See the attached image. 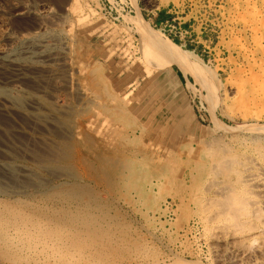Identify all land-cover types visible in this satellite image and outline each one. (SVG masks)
Instances as JSON below:
<instances>
[{"label": "rangeland", "instance_id": "rangeland-1", "mask_svg": "<svg viewBox=\"0 0 264 264\" xmlns=\"http://www.w3.org/2000/svg\"><path fill=\"white\" fill-rule=\"evenodd\" d=\"M146 32L192 52L197 80ZM0 100V192L39 188L84 238L66 256L0 249V264H211L190 200L218 157L263 164L264 1L0 0Z\"/></svg>", "mask_w": 264, "mask_h": 264}, {"label": "bare ground", "instance_id": "bare-ground-1", "mask_svg": "<svg viewBox=\"0 0 264 264\" xmlns=\"http://www.w3.org/2000/svg\"><path fill=\"white\" fill-rule=\"evenodd\" d=\"M264 1V0H263ZM238 2V1H237ZM248 6V5H246ZM245 6V7H246ZM253 6V5H252ZM236 9V8H235ZM259 10V9H258ZM243 11V10H242ZM246 11V10H245ZM252 11V10H251ZM237 13V12H236ZM247 13V12H246ZM245 13V14H246ZM244 14V13H243ZM253 15V14H252ZM247 19V18H246ZM252 19V18H251ZM253 20V19H252ZM262 22V21H261ZM243 30V29H242ZM150 33V45L158 53H167L169 58L173 59L178 66L179 70L186 75L194 77L193 67L187 65L186 59L182 56H190L192 52L183 51L182 56L176 53L175 46L169 42H159V39L154 38V34ZM145 34V37L147 36ZM152 34V36H151ZM263 38V37H262ZM169 43V44H168ZM253 43V42H252ZM149 44V43H148ZM249 44V43H248ZM260 44V43H259ZM154 45V46H153ZM24 47V46H23ZM148 49V48H147ZM179 49V48H178ZM244 49V48H243ZM51 50V49H50ZM163 51V52H161ZM23 52L30 53L32 49L26 47ZM152 52V51H151ZM154 52V51H153ZM23 54V53H22ZM57 54V52H56ZM55 54V55H56ZM52 56V55H51ZM50 56V57H51ZM10 57V56H9ZM252 57V56H251ZM54 59V58H53ZM10 62V61H9ZM49 63V62H48ZM164 63H166L164 61ZM2 64V63H1ZM4 71V70H3ZM11 75V74H10ZM25 80V79H24ZM25 85V84H24ZM260 85V84H259ZM259 87V86H257ZM84 92V91H83ZM263 94V93H262ZM6 98V97H5ZM5 100V99H4ZM1 101V100H0ZM19 101V100H18ZM2 103V102H1ZM40 106V105H39ZM38 106V107H39ZM9 109V108H8ZM2 110V109H1ZM34 115V114H32ZM55 118V117H54ZM4 121V120H3ZM2 124V123H1ZM13 132V130H12ZM62 132V131H61ZM35 140V139H34ZM257 140V139H256ZM25 141V140H24ZM27 141V140H26ZM25 141V142H26ZM245 141V140H244ZM253 141V140H252ZM254 142V141H253ZM20 143V142H19ZM21 144V143H20ZM37 145V144H36ZM42 145V144H41ZM24 146V145H23ZM222 146V145H221ZM246 146V145H245ZM244 146V147H245ZM251 146V145H250ZM256 146V144H255ZM34 147V146H33ZM39 147V146H38ZM37 148V147H36ZM40 148V147H39ZM47 148V147H45ZM208 148V147H207ZM214 148V147H212ZM210 148V150L212 149ZM248 148V146H247ZM256 148V147H255ZM218 149V148H217ZM226 149V146H225ZM32 150V149H31ZM58 150H60L58 148ZM65 150V149H64ZM221 150V149H220ZM229 150V149H228ZM245 150V149H244ZM256 150V149H254ZM30 151V149H29ZM41 153V150H39ZM44 151V150H43ZM42 151V152H43ZM223 151V150H222ZM225 151V150H224ZM261 151V150H260ZM54 152V151H53ZM56 152V151H55ZM228 152V151H227ZM230 152V151H229ZM232 152V151H231ZM243 152V150H242ZM256 152V151H255ZM31 153V152H30ZM64 153V152H63ZM205 153V152H204ZM209 153V151H208ZM207 153V154H208ZM212 153V152H210ZM226 153V152H225ZM224 153V154H225ZM239 153V152H238ZM27 154V153H26ZM38 154V153H37ZM203 154V152L201 153ZM220 154V153H219ZM222 154V152H221ZM250 154V151H249ZM264 154V153H263ZM213 155V154H212ZM245 155V154H244ZM261 155V154H260ZM35 156V155H34ZM192 156V155H191ZM206 156V155H205ZM208 156V155H207ZM206 156V157H207ZM214 156H216L214 154ZM222 156V155H221ZM240 156V155H238ZM236 155V157H238ZM38 157V156H37ZM197 157V156H196ZM235 156H223L219 159L210 162L212 165L204 174V179L208 180L209 185L204 183V194L194 196L192 198L195 204L196 220L200 224L204 236V240L208 244L209 256L211 264H264V159L263 164L257 166V170L251 172L238 170L234 168L236 162ZM245 157V156H243ZM242 157V158H243ZM252 157V156H251ZM250 157V158H251ZM263 157V156H261ZM10 158V157H9ZM40 158V157H38ZM37 158V159H38ZM114 158V157H113ZM214 158V157H213ZM248 156L246 159H250ZM260 158V157H259ZM33 159V158H32ZM49 159V158H48ZM216 159V157H215ZM197 160V159H196ZM243 160V159H242ZM253 160V158H252ZM259 160V159H258ZM39 161V159L37 160ZM12 162V161H11ZM52 162V161H51ZM83 162V161H82ZM197 162V161H195ZM243 163V161H241ZM260 162V161H258ZM40 163V162H39ZM238 163V161L236 162ZM254 163V162H253ZM256 163V162H255ZM24 166V164H22ZM88 165V164H87ZM243 165V164H242ZM55 166V165H54ZM246 166V165H245ZM249 166V165H248ZM3 167V166H2ZM21 167V166H19ZM26 167V166H24ZM29 167V166H28ZM50 167V166H49ZM251 167V166H250ZM42 168V167H41ZM61 168V167H60ZM85 168V167H84ZM123 168V167H122ZM234 168V169H233ZM242 168V167H241ZM245 168V167H243ZM1 169V168H0ZM12 169V168H11ZM10 169V170H11ZM25 169V168H24ZM23 169V170H24ZM28 169V168H27ZM46 169V168H44ZM192 169V168H191ZM17 170V168H16ZM30 170V169H29ZM69 170V169H68ZM193 170V169H192ZM242 170V169H241ZM12 171V170H11ZM14 171V169H13ZM19 171V169H18ZM25 171V170H24ZM27 171V170H26ZM31 171V170H30ZM29 171V172H30ZM57 171H59L57 169ZM231 171V172H230ZM43 172V171H42ZM54 172V170L52 171ZM17 173V172H15ZM46 173H48L46 171ZM60 173V172H59ZM190 173V172H189ZM193 173V172H192ZM191 173V174H192ZM23 174H26L23 173ZM49 174V173H48ZM52 174V173H50ZM194 174V173H193ZM221 175V176H220ZM225 175V176H223ZM14 176V175H12ZM21 176V175H19ZM25 176V175H24ZM28 176V175H27ZM9 177V176H8ZM11 177V176H10ZM29 177V176H28ZM224 177V178H222ZM2 178V177H1ZM34 178V177H33ZM30 179V177H29ZM28 179V180H29ZM46 179V178H45ZM192 179V178H190ZM32 180V179H31ZM203 180V178H202ZM4 181V180H2ZM0 180V182H2ZM22 181V180H21ZM26 182V180H24ZM34 181V180H33ZM104 181V180H103ZM7 182V181H6ZM10 182V180H8ZM16 182V181H15ZM13 183V182H11ZM24 183V182H23ZM30 183V182H29ZM27 183L24 184H29ZM32 183V182H31ZM37 183V182H36ZM72 183V182H71ZM1 184V183H0ZM8 184V183H7ZM6 184V185H7ZM17 184V183H15ZM13 183V185H15ZM20 184V183H19ZM22 184V183H21ZM33 184V183H32ZM55 184V183H54ZM203 184V183H202ZM11 185V184H10ZM9 185V186H10ZM23 185V184H22ZM21 185V186H22ZM38 185V184H37ZM70 185V184H69ZM16 186V185H15ZM32 186V185H29ZM75 186V185H74ZM187 186V185H186ZM202 186V185H201ZM2 187V186H1ZM18 187V185H17ZM35 187V186H34ZM41 187V186H40ZM76 187V186H75ZM188 187V186H187ZM7 188V187H6ZM5 188V189H6ZM33 188V187H32ZM42 188V187H41ZM44 188V187H43ZM1 189V188H0ZM35 188H33L34 190ZM55 189V188H54ZM201 189V188H200ZM79 190V189H78ZM1 190L0 192V249L6 254L3 255L2 260L10 261L16 260L10 252L18 249L20 246L28 248L33 252L40 254L49 250L57 251L56 254L66 256L69 252L78 248L75 244L81 243L84 238L76 229V220L74 224L62 223L56 219L51 210L48 211V206H39V188L35 189L30 195L33 196L32 200H23L22 197L25 193L23 190ZM28 191V190H27ZM55 191V190H54ZM61 191V190H60ZM70 191V190H69ZM77 191V190H76ZM97 191V190H96ZM44 192V191H43ZM62 192V191H61ZM91 192V191H90ZM201 192V191H200ZM40 193V192H39ZM45 193V192H44ZM43 193V194H44ZM47 193V192H46ZM60 193V192H59ZM63 193V192H62ZM66 193V192H65ZM191 193V192H189ZM194 193V192H192ZM12 194V195H11ZM27 194V193H26ZM28 194V195H29ZM41 193V195H43ZM52 194V193H51ZM50 194V195H51ZM188 194V193H187ZM15 196L12 200L2 198L1 196ZM40 195V196H41ZM56 195V194H55ZM61 195V194H60ZM73 195V194H72ZM31 196V197H32ZM52 196V195H51ZM69 196V195H68ZM21 197V198H20ZM30 197V196H29ZM28 197V198H29ZM42 197V196H41ZM45 197V196H44ZM66 197V196H65ZM75 197V196H74ZM43 198V197H42ZM59 198V197H58ZM49 199V198H47ZM28 200V201H27ZM45 201V200H44ZM188 201V200H187ZM16 202V203H14ZM42 202V201H41ZM46 202V201H45ZM81 202V201H80ZM79 202V203H80ZM62 203V202H61ZM78 203V202H77ZM182 204V203H181ZM50 205V204H49ZM69 205V204H68ZM187 205V204H186ZM80 206V204H79ZM78 206V207H79ZM73 207V206H72ZM194 207V208H195ZM53 208V207H52ZM58 208V207H57ZM74 208V207H73ZM60 210V209H59ZM48 212V213H47ZM60 212V211H59ZM67 212V211H66ZM89 212V211H88ZM194 212V211H193ZM54 213V212H53ZM57 213V212H56ZM65 213V212H63ZM61 212V215H63ZM81 213V211H80ZM93 213V212H92ZM49 214V216H48ZM66 214V213H65ZM70 215V214H69ZM76 215V214H75ZM74 215V216H75ZM88 213L84 214L81 219L88 218ZM195 216V215H194ZM63 217V216H62ZM68 217V216H66ZM193 217V216H192ZM90 218V217H89ZM61 219V218H60ZM67 219V218H66ZM69 219V218H68ZM79 219V218H78ZM62 220V219H61ZM187 220V219H186ZM87 221V220H86ZM102 221V220H101ZM64 222V221H63ZM68 222V221H67ZM108 222V221H107ZM81 223V222H80ZM83 223V222H82ZM162 223V222H161ZM80 225V224H79ZM106 225V224H105ZM108 225V224H107ZM90 226V225H89ZM88 226V227H89ZM104 226V225H103ZM196 226V225H195ZM108 228V227H105ZM91 229V228H90ZM180 229V227H179ZM82 230V229H81ZM110 230V229H109ZM113 230V229H112ZM145 230V229H144ZM147 230V229H146ZM96 232V231H95ZM159 232V231H158ZM189 232V231H188ZM198 232V231H197ZM82 233V232H81ZM98 233V232H96ZM105 233V232H103ZM115 233V232H114ZM185 233V232H184ZM121 234V233H120ZM150 234V233H148ZM105 235V234H104ZM107 235V234H106ZM117 235V234H116ZM193 235V234H192ZM111 236V235H110ZM123 236V235H122ZM153 236V235H152ZM200 236V235H199ZM108 237V236H107ZM115 237V236H114ZM197 237V236H196ZM105 238V237H104ZM144 238V237H143ZM156 238V237H155ZM112 239V238H111ZM195 239V238H194ZM201 239V238H200ZM114 241V239H112ZM124 240V239H123ZM117 241V240H116ZM158 241V240H157ZM193 241V240H192ZM203 241V240H202ZM39 243L41 250L33 248ZM129 243V242H128ZM144 243V242H143ZM146 243V242H145ZM202 243V242H201ZM205 242H203L204 244ZM104 244V243H103ZM116 244V243H115ZM121 244V243H120ZM171 244V243H170ZM93 245V244H92ZM113 245V244H112ZM127 245V244H126ZM75 246V247H74ZM94 246V245H93ZM129 246V245H128ZM131 246V245H130ZM137 246V245H136ZM20 247V248H21ZM132 247V246H131ZM139 247V245H138ZM146 247V246H145ZM112 248V246H111ZM119 248V247H118ZM150 248V247H149ZM93 249V248H92ZM91 249V250H92ZM105 249V248H104ZM168 249V248H167ZM195 249V248H194ZM19 250V249H18ZM82 250V249H81ZM90 250V251H91ZM133 250V249H132ZM22 251V250H21ZM41 251V252H40ZM171 251V250H170ZM191 251V250H190ZM16 252V251H15ZM20 253V251H17ZM30 252V251H29ZM101 252V251H100ZM107 252V251H106ZM129 252V251H128ZM197 252V251H196ZM207 252V251H206ZM53 253V252H52ZM26 254V253H25ZM82 254V253H81ZM89 254V253H88ZM107 254V253H106ZM146 254V253H145ZM197 254V253H196ZM16 255V254H14ZM24 255V253L20 254ZM34 255V253L32 254ZM139 255V254H138ZM157 255V254H156ZM173 255V254H172ZM18 256V254L16 255ZM15 256V257H16ZM30 256V255H29ZM42 256V255H41ZM208 256V257H209ZM2 257V256H1ZM22 257V256H21ZM26 257V256H25ZM25 257H22L23 259ZM39 257V256H36ZM35 257V258H36ZM44 257V256H43ZM74 257V255H73ZM135 257V256H134ZM144 257V255H143ZM155 257V256H154ZM18 258V257H17ZM28 259V257H26ZM45 258V257H44ZM49 258V257H48ZM157 258V257H156ZM209 258V259H210ZM22 259V260H23ZM38 259V258H37ZM68 259V258H66ZM144 259V258H143ZM168 259V258H167ZM198 259V258H197ZM206 259V258H205ZM19 260V259H17ZM16 260V261H17ZM26 260V259H25ZM32 258L30 259V262ZM36 260V259H35ZM39 260V259H38ZM52 260V259H51ZM70 260V259H69ZM68 260V261H69ZM73 260V259H72ZM99 260V259H98ZM158 260V259H156ZM154 260L150 264H158ZM162 260V257H161ZM173 260V259H172ZM175 260V259H174ZM185 260V259H184ZM21 261V260H20ZM19 261V262H20ZM29 261V260H28ZM27 261V262H28ZM40 261V260H39ZM46 261V260H45ZM48 261V260H47ZM46 261V262H47ZM56 261V260H55ZM135 261V260H134ZM143 261V260H142ZM187 261V260H186ZM192 261V260H191ZM210 261V260H209ZM18 262V261H17ZM29 262V263H30ZM140 261L137 263L139 264ZM164 261H162L163 263ZM190 262V260H189ZM195 262V261H192ZM190 262L189 264H194ZM22 263V261H21ZM25 263V261H24ZM39 263V262H38ZM142 263V262H141ZM146 263V262H145ZM148 263V261H147ZM161 263V264H162ZM165 263V262H164ZM169 263V262H168ZM181 263V261H180ZM199 263V262H198ZM23 264V263H22ZM40 264V263H39ZM44 264V263H42ZM69 264V262L67 263ZM72 264V263H71ZM125 264V263H124ZM126 264H128L126 262ZM134 264V263H133ZM167 264V263H166Z\"/></svg>", "mask_w": 264, "mask_h": 264}, {"label": "trees", "instance_id": "trees-1", "mask_svg": "<svg viewBox=\"0 0 264 264\" xmlns=\"http://www.w3.org/2000/svg\"><path fill=\"white\" fill-rule=\"evenodd\" d=\"M169 17V15H165V11L161 10L158 12V18L156 19V22H159L160 20L162 21L163 18ZM174 42H177L176 39H173Z\"/></svg>", "mask_w": 264, "mask_h": 264}]
</instances>
